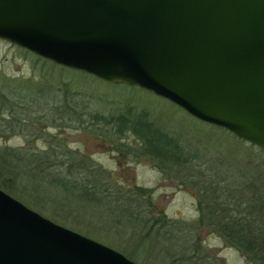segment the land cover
Wrapping results in <instances>:
<instances>
[{"label": "water", "instance_id": "1", "mask_svg": "<svg viewBox=\"0 0 264 264\" xmlns=\"http://www.w3.org/2000/svg\"><path fill=\"white\" fill-rule=\"evenodd\" d=\"M0 40L264 149V0H0ZM0 264H138L0 188Z\"/></svg>", "mask_w": 264, "mask_h": 264}, {"label": "rangeland", "instance_id": "2", "mask_svg": "<svg viewBox=\"0 0 264 264\" xmlns=\"http://www.w3.org/2000/svg\"><path fill=\"white\" fill-rule=\"evenodd\" d=\"M0 74L13 81L42 83L50 96L57 97L60 88L72 89V93H79L81 106H88L84 111L78 109L80 114L90 111L107 117L128 110L134 114L147 111L150 119L177 139L189 156V162L182 166L165 167L141 156V146L134 135H115L101 124L81 128L71 110V120L67 114L61 119V107L53 105L51 97L43 92L48 102L43 98L38 107L26 108L21 130L11 131L8 139L0 138V148H29L43 154L50 146L66 145L77 153L75 164L83 158L88 165L94 164V175L101 180V186L96 196L84 198L75 185L87 186L86 180L73 174L69 185L74 190L54 184L40 193L28 190L22 199L15 198L24 204L36 202L37 207L26 205L70 230L127 257L133 256L131 260L138 264H198L204 259L207 264H248L239 251L207 225H198L199 203L207 188L229 194L233 185L247 179L245 176L260 177L259 185L264 184V149L194 118L147 90L105 83L83 72L38 60L2 40ZM70 170L74 173V167ZM52 173L50 179L56 176ZM109 189L112 195L105 193ZM157 221L160 226L151 231L150 225ZM193 253L198 254V262H176L179 258L190 259Z\"/></svg>", "mask_w": 264, "mask_h": 264}, {"label": "trees", "instance_id": "3", "mask_svg": "<svg viewBox=\"0 0 264 264\" xmlns=\"http://www.w3.org/2000/svg\"><path fill=\"white\" fill-rule=\"evenodd\" d=\"M24 52L32 54L26 50ZM36 57L38 60H44ZM43 92L51 97L53 105L61 107V119L67 114L66 117L71 120L72 117L69 114L71 110L76 113L78 126L81 128L101 124L106 129H112L115 135L131 133L140 143L141 156L156 160L165 167L182 166L189 162V156L185 151H178L182 148L179 141L153 124L154 121L150 119L147 111L143 110L139 114H134L132 110H128L117 116L107 117L90 111L80 114L78 109L84 111L88 106H81L79 93H72V89L60 88L57 97L54 94L50 96L48 95L50 91L47 92L42 83H35L32 80L13 81L5 78L3 74H0V138L8 139L12 135L11 131L21 130L20 126L24 125L22 123L24 121L23 111L27 110L26 108L38 107L43 98L45 102H48L46 100L48 97H45ZM84 117L87 119H83ZM22 133H24L23 130ZM67 148L63 144L50 146L43 154L29 148L24 151H10L7 147L0 148V188L19 199H22V195H26L28 190L34 194L40 193L42 189L48 190L54 184H60L62 188L71 191V189L74 190V186L69 185L71 183L69 180L74 174L78 178L84 177L87 183V186L81 185L83 187L75 185L80 196L84 197L89 194L96 196L95 193L101 186V180L94 175L97 168L92 163L88 165L85 158L78 161V165L75 164L77 153ZM73 167L74 173L70 170ZM52 172L56 174L54 179H50ZM245 177L247 179L237 183L235 187L231 185L234 189H230H233L230 195L224 190V192L218 191L217 194L215 188H207L202 197L204 200L199 203L200 218L197 223L199 226L207 225L230 247L239 251L248 264H264V184L259 185L260 177L255 178L250 175ZM105 193L113 194L110 189ZM144 193L146 191L143 190ZM97 198L93 197V200ZM26 204L37 207L36 202L27 201ZM117 204L121 203L117 200ZM125 212L127 211H123ZM157 226H160L159 221L152 223L150 230L152 231ZM194 254L190 259L179 258L176 262H193L198 256ZM131 257L133 256L130 255L128 258L131 259ZM198 261L202 262L198 264H207L205 259ZM176 262L173 261V263Z\"/></svg>", "mask_w": 264, "mask_h": 264}, {"label": "flooded vegetation", "instance_id": "4", "mask_svg": "<svg viewBox=\"0 0 264 264\" xmlns=\"http://www.w3.org/2000/svg\"><path fill=\"white\" fill-rule=\"evenodd\" d=\"M166 100V99H165ZM168 101V100H167ZM172 103V102H171ZM177 106V105H176ZM179 107V106H178ZM180 108V107H179ZM181 110H183V109H181ZM153 124H155V122L153 123ZM157 127H159V128H161L162 130H163V128L161 127V125H157V124H155ZM126 134V133H125ZM129 134V133H128ZM131 134V133H130ZM129 134V135H130ZM168 134V133H167ZM124 135V134H123ZM169 136H171L170 134H169ZM172 137V136H171ZM172 138H174V137H172ZM175 139V138H174ZM177 140V139H176ZM178 141V140H177ZM181 145V144H180ZM182 147V146H181ZM178 151H185V148H184V146L182 147V148H180V149H178Z\"/></svg>", "mask_w": 264, "mask_h": 264}]
</instances>
